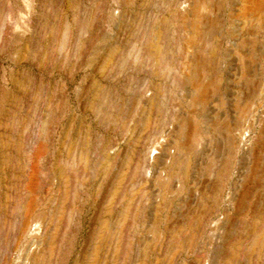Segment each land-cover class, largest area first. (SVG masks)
I'll list each match as a JSON object with an SVG mask.
<instances>
[{
    "label": "rangeland",
    "instance_id": "obj_1",
    "mask_svg": "<svg viewBox=\"0 0 264 264\" xmlns=\"http://www.w3.org/2000/svg\"><path fill=\"white\" fill-rule=\"evenodd\" d=\"M0 264H264V0H0Z\"/></svg>",
    "mask_w": 264,
    "mask_h": 264
}]
</instances>
